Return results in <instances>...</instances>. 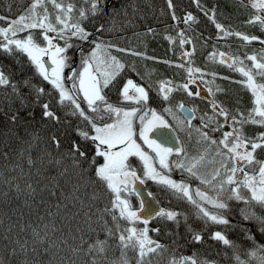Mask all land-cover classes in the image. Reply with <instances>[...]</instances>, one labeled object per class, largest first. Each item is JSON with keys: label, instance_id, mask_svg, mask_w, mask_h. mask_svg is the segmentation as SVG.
Wrapping results in <instances>:
<instances>
[{"label": "snow or ice", "instance_id": "obj_1", "mask_svg": "<svg viewBox=\"0 0 264 264\" xmlns=\"http://www.w3.org/2000/svg\"><path fill=\"white\" fill-rule=\"evenodd\" d=\"M195 3L220 35L235 36L248 44L259 40L264 45L259 37L234 31L231 25L221 23L215 7L205 8L199 0ZM240 4L255 10L245 23H258L264 31V0H250V5L240 0ZM166 5L172 20L188 25L183 30L177 27L178 39L174 43L181 46L190 43L185 33L189 29L194 31L193 26L200 24L198 16L191 12L177 16L178 5L173 0H166ZM121 11L113 7L109 12L106 0H81L80 7L71 0H29L14 18L0 15V53L12 57L20 72H31L23 80L13 82L0 69V86L11 88L6 96L13 95L20 103V108L10 115L5 113L6 124L27 122L33 116L32 105H37L43 118L60 125V116L50 107L54 105L65 117L75 118V125L68 120L65 123L73 128L80 141L71 140L70 147L61 151V139L52 133L47 144L59 158L47 150L43 157H38L41 163L47 158L49 164L58 166L59 177L65 181L75 180L71 194L61 188L58 178L45 177L48 182L43 187L40 179L35 180L36 186L25 180L22 188L18 176L10 178L6 174L17 171L23 174L26 163L29 176L33 167L37 176L40 175L37 159L32 156L33 147H38V136L21 141L25 147L17 152L14 163L9 152L2 153L6 163L4 172H0V184L4 186L0 189V264H45L36 258L41 250L52 257L47 264H130L129 251L135 254L136 264H153V257L163 255L169 246L151 238L148 225L152 221L156 225L151 231L157 235L163 232L171 238L173 251L168 264H219L218 260L199 258L195 250L190 255H177L178 249L187 244L204 246L209 240L222 245L216 255H223L232 264H264V132L249 137L244 131L246 125L264 128V47L258 54L243 53L244 59L219 54L220 63H227L242 78L235 82L250 93L252 106L247 114L239 108L230 110L213 99L212 114L201 116L195 127L194 108L189 109L183 103L175 106L178 111L171 106L164 108L163 112L171 117L170 123L165 115L149 106L151 86L128 78V71L138 76L140 73L117 55H142L115 42V18ZM7 12L12 13L11 4ZM127 23L131 24V20ZM89 26L94 30H89ZM194 51L193 48L192 52H183L182 56L190 57ZM215 56L213 53L212 59ZM185 71L187 80L178 89L189 97H200L201 93L192 91L190 85L197 84L196 73H200L201 82L206 73L194 67ZM34 79L39 83H33ZM168 84L171 81L161 82L158 92L163 93L164 101H169L172 91L166 87ZM21 86L27 93L21 92ZM113 89L117 91L116 103L108 99ZM207 91L215 95L211 87ZM216 91L221 89L217 87ZM178 132L184 133L189 141L195 133L199 146L195 154L180 142ZM61 135L65 133L61 131ZM9 137L20 139L18 131L9 128L5 133V148L10 147ZM175 172H179V179L173 178ZM149 181L158 185L162 194L190 205L191 215L201 222V228L192 227L187 212L161 207L153 192L149 191L145 197L141 186ZM88 187L93 192L88 211L83 215L87 218L88 232L97 237L95 240L85 239L88 233L79 226L75 231L62 233L54 221L45 222L58 216L61 208L71 211L64 201L73 202V206L84 205L76 193ZM45 192L57 200L40 215V206L49 204ZM133 195L139 202L135 208L129 199ZM104 196L108 203L99 207ZM24 209L28 210L27 216L36 215V222L26 219ZM78 215L79 211L72 213L71 219ZM168 222H172L173 229L168 228ZM92 223L101 226L105 239H99ZM181 223L186 229L183 244L179 233ZM228 232L236 234L242 242L229 239ZM109 239L118 241L119 262L107 259ZM60 252L64 255L60 256Z\"/></svg>", "mask_w": 264, "mask_h": 264}, {"label": "trees", "instance_id": "obj_2", "mask_svg": "<svg viewBox=\"0 0 264 264\" xmlns=\"http://www.w3.org/2000/svg\"><path fill=\"white\" fill-rule=\"evenodd\" d=\"M108 11L111 12L113 7L122 9L121 14L115 18V28L116 32L114 33L115 42L119 43L121 47H126L127 42L131 38H135L136 46L135 50L142 53L139 58L151 57L152 59H145L146 62L142 63L139 60H136L128 55V58H125V63L128 65H134L136 70L140 73V75H136L135 72L128 71V78L139 80L143 85H150L151 88L157 93V95H161L159 92V88L161 86V82L163 81H171V86H173L172 94L169 96V101H164L163 96H161V102L163 105L170 104L176 109V105L181 103L183 100L189 103L196 111H199L200 106H203L200 102L201 100L193 97L187 96L184 99L183 91L178 89V86L181 85L182 79L177 76L174 72V63L176 61L181 60L178 55L181 52L182 47L179 45L177 41L178 32L176 31L177 27L181 30L187 29L188 25H180L177 21H174L170 17L171 10L167 8L166 0H106ZM29 0H0V15H10L12 18L21 11L23 8L27 6ZM173 3L178 5L176 8L177 16L182 14H187V12H191L194 16H198L200 20V24L196 27L197 29H189L186 34H188L191 38L196 40L200 47L201 52L194 53L192 55V60L197 65L201 66V68L205 69L206 75L203 76V82L205 84H210L211 80H214L215 83L212 84L214 88L223 87V89L227 90L226 95L217 94L219 97L224 95L225 99L230 103V110H234L239 108L241 111H244L247 114V111L250 110L251 102L250 99H246L245 94L238 89H235L234 86H237L235 83H231L230 81L241 80L242 78L239 76V73L235 72L232 69H229L227 65L221 64L215 56V59H212V54L215 53L216 50L221 49L220 51H230L234 56H239L240 59H244L243 53L247 55L258 54L260 49L264 47L261 45L259 40L252 41L251 44L247 42L241 41L238 37L235 36H225L224 39L220 40L217 37V32H215V27L212 25L206 17L203 16V13L199 8L196 7L195 0H173ZM199 3L203 5L205 8H216L217 11V19L224 23L225 25H231V28L234 31H239L248 35H255L260 38V40H264V31L261 30V26L257 23L254 25H249L245 23L252 13L255 11L251 9V7H243L240 4V0H199ZM245 3V2H244ZM12 6V13L9 14L7 12L8 5ZM247 4V3H245ZM127 13V16L124 13ZM127 20H131V24L127 23ZM2 23V22H0ZM122 29V31H121ZM152 29L153 31H149ZM89 30H94L89 26ZM173 34L175 38H172ZM122 37V38H121ZM259 58V56H258ZM167 61V63H165ZM246 64L250 62L245 61ZM189 65V62H184V65ZM0 69H3L6 75H9L10 79L13 82H18L23 80L26 76H30V71L20 72L19 65L15 62V60L10 57L3 55L0 53ZM215 73V76L212 74ZM123 75V74H122ZM212 75V76H211ZM212 77V79H209ZM224 77H228V79H224ZM33 83H39L38 80H33ZM47 87V85H44ZM27 89L21 86V92L27 93ZM6 93H11V88H5L4 86H0V172H4V161L2 153L7 151L9 152V159L12 163L16 161L17 152L25 147L21 141L31 140L33 136H38L40 139L36 143L38 147L34 146L32 151L33 159H37V166L40 168L41 173L37 176V169L33 167L31 169V176L28 175L29 168L26 163H24V173L21 174L19 171L16 173L8 172L6 173L11 176H18L19 182L21 183V187H24V181L32 182L35 185V180L40 179L43 183L40 187L44 186V183L48 181L45 180V177L48 179L58 178L60 181L61 188H63L66 194H71L72 192V184L75 183V180L71 182L65 181L62 177H59V172L61 169L54 164H49L47 158L43 160L41 163L38 157L44 156V151H50L54 158H59L56 154L54 148L48 147V139L52 133H56V135L61 139V151L66 150L70 147V141L76 140L78 143L79 137L73 131V128L65 123V120L71 121V125H75L77 121L72 117H65L63 111L55 108L54 105L53 110L56 111V114L60 116L61 123L60 125H56L53 122L42 117V110L37 105H32L33 107V116L29 117L27 122L20 121L19 125H12L11 123H7V116L5 113L9 115L20 108L19 100L16 99L13 95H7ZM154 94V93H153ZM157 96L150 95L151 101L153 99H157ZM117 91L114 93H108V99H116ZM199 103V104H198ZM242 105V106H241ZM178 111V109H176ZM199 117L196 118L194 123L198 122ZM253 127V128H252ZM9 128H13L18 131L19 140L15 137H9V145L10 147H4L5 133L8 132ZM250 135L258 136L259 133L264 132V128L260 126H251L249 125ZM61 131L65 133V135H61ZM259 152V151H258ZM4 186L0 184V189ZM156 190V189H155ZM153 190L156 192L157 199L162 204L163 208L179 210L181 212H187L189 214V223L192 225L194 229L199 230L201 228V223H197L193 221L192 217L189 213V208L186 202L178 201L172 198L169 195L162 194L159 190ZM93 188H81V190L76 193L85 203L84 205L75 204L73 206V202L64 201V203L69 204L70 212H65L63 208H61L60 214L58 216L54 215L49 217V220L54 221L56 227L61 229L62 233H69L70 231H75L77 226L84 229L88 235L85 236V239L95 240L97 237L94 234L88 232V224L85 223L87 219L83 213L88 211L87 205L91 203ZM59 196V192L57 193ZM44 198L48 200V205L40 206V215L44 214V209L50 205H54L56 203V197L48 196L47 192L44 193ZM62 199V198H61ZM39 200V197H37ZM171 200V203L169 201ZM23 202V197L21 198L20 203ZM108 203L107 196H104L102 202L99 203V207H103ZM26 213V219H31L33 222H36V215L27 216V209H24ZM51 211L53 213L56 212V209L52 207ZM80 212V215L76 216L73 220L71 219V214L75 212ZM96 220V217H93V221ZM123 223V222H122ZM156 225V221H152L148 227L150 229L149 235L152 239L158 241L163 245H168L169 249L161 256L153 257V264H168L169 257L173 251V246L171 244V238L161 232L157 235L155 232L151 231L152 227ZM139 226V225H137ZM51 227V225H50ZM92 228L96 229V232L99 233V239H105V235L101 226L97 223H92ZM168 228L171 230L174 228L172 222H168ZM61 232H58L57 235H61ZM179 233L181 236L180 243H184V237L186 236V229L183 223H181L179 228ZM239 237H236L234 240H238ZM242 242V241H241ZM210 240L207 245L201 246L199 244L193 247L191 244H187L185 247H181L177 251V255H190L194 250L198 252L199 258H208L210 260H218L219 264H232L230 259H225L223 255L217 256L216 253L222 250L220 245H215L212 243V247H209ZM118 241L116 239L108 240V249H107V259L108 261H116L119 262L121 257V250L117 247ZM247 247V245H245ZM211 253V255H209ZM60 256H63L64 253L60 252ZM128 259L130 264H136L135 254L132 252H128ZM231 253L229 252V256ZM38 260H43L45 264H47L49 259H52L50 254H44L41 250V254L36 257Z\"/></svg>", "mask_w": 264, "mask_h": 264}, {"label": "flooded vegetation", "instance_id": "obj_3", "mask_svg": "<svg viewBox=\"0 0 264 264\" xmlns=\"http://www.w3.org/2000/svg\"><path fill=\"white\" fill-rule=\"evenodd\" d=\"M185 50V48L183 47L182 48V51H184ZM181 56L182 55H180V58H181ZM212 76V75H211ZM240 76V75H239ZM131 78V77H130ZM196 79H200V78H198V77H195ZM132 79V78H131ZM209 79H212V77H210ZM134 80V82H136V83H139V84H142V83H140L139 82V80H136V79H133ZM201 80V79H200ZM236 81H239V80H236ZM231 83H235V84H237L238 85V87L237 86H234L235 87V89H238V90H240L241 92H243V94H245V96H246V99H250L251 100V98H250V93L245 89V87L242 85V84H240V83H236L235 81H230ZM204 85H205V87L208 89L209 87H211L212 89H213V92L215 93V95L213 96V95H211V97L213 98V99H216V101L218 102V103H223V106H225V107H227V108H229L231 105H230V103H229V101H227L226 99H225V96L224 95H226V94H228L227 93V90H225V89H223V87H220V89H221V91H219V92H217L216 91V88H214L213 86H212V84L213 83H215V81L214 80H211L210 81V84H205L204 82H202ZM191 87L193 88V90H194V92L195 91H197V88L192 84V85H190V89H191ZM192 90V89H191ZM192 90V91H193ZM116 90L115 89H113V91H112V93H114ZM154 93V94H153ZM224 94V95H222V96H218L217 94ZM161 95H157V93L153 90V88L150 90V95H155V96H157L156 98L157 99H153L152 101H151V98H150V100H149V106L150 107H152V108H155L156 109V111L157 112H162V110L166 107V106H168V107H170L171 105L170 104H164L163 105V102H161V96H163V94L162 93H160ZM183 95H184V99H186V94H185V92H183ZM193 98H197V99H199V100H201V104L204 106V108H207V110L205 111L208 115H211L212 113H211V104H210V102L211 101H205V100H202V99H200L199 97H193ZM111 102H113V103H116L117 102V98L116 99H109ZM181 103H183L184 105H188V106H190L192 109H193V106H191L189 103H185L184 102V100L181 102ZM199 104V103H198ZM249 105H251L252 106V102H249ZM242 106V105H241ZM171 107H173V106H171ZM174 108V107H173ZM174 110H176L175 108H174ZM177 111V110H176ZM208 111V112H207ZM196 114H197V117L199 116V114H200V112L199 111H196ZM251 126H255V127H257L258 125H251ZM253 128V127H252ZM244 131H245V134L247 135V136H249V137H255V136H252V135H250V131H251V129H249V125H246L245 126V129H244ZM179 135V134H178ZM182 135L184 136V134L182 133ZM180 137V142L185 146V148L186 149H188V151L189 152H191V153H193V154H195L196 152H197V150H198V145L196 144V138L193 136L192 137V139H191V141H189L188 140V138L186 137V136H184V137H182V136H179ZM257 151H259V150H257ZM130 159H135V158H130ZM173 178L174 179H179L180 178V174H179V172H175L174 174H173ZM146 187L148 188V190L149 191H151V192H153L155 195H156V192H154L153 190H159V186L158 185H155L153 182H151V181H149V182H147L146 184ZM196 185H195V183L193 184V187H195ZM155 190V191H156ZM156 197H157V195H156ZM187 206H188V208H189V213H190V216L192 217V219H193V221H196L197 223H199L200 221H198V220H196L192 215H191V211H192V209H191V206L190 205H188L187 204ZM179 211V210H178ZM201 223V222H200ZM227 235H228V237H229V239H232V240H234L236 237H238L236 234H234L233 232H228V233H226ZM238 243H240L241 242V240H240V238H238V240H236ZM212 243L213 244H215L213 241H211L210 240V245H212ZM215 245H220V244H215ZM221 247H222V245H220Z\"/></svg>", "mask_w": 264, "mask_h": 264}, {"label": "rangeland", "instance_id": "obj_4", "mask_svg": "<svg viewBox=\"0 0 264 264\" xmlns=\"http://www.w3.org/2000/svg\"><path fill=\"white\" fill-rule=\"evenodd\" d=\"M71 2H74L75 4H76V6L77 7H80L81 6V0H71ZM244 2L245 3H247V4H249L250 5V0H244ZM50 11H52V9H51V7H50V9H49ZM186 15V14H185ZM197 26H193V28L194 29H197L196 28ZM38 31V30H37ZM215 32H217V30L215 29ZM187 33V32H186ZM185 33V35L188 37V39H189V41H190V43H187V44H185V45H183V47L185 48V50L184 51H182L181 50V52H177V53H179L178 55L180 56V55H182V53L183 52H192V50H193V48L195 49V51L193 52V54L195 53H198V52H201V48L202 47H200V45L198 44V42L196 41V40H194L193 38H191L188 34H186ZM23 35V34H22ZM175 38V35L173 34V36H172V38H171V40H173ZM136 40H135V38H131V39H129L128 40V42H127V46L129 47L128 49H131V50H134V51H136L135 50V46H136V42H135ZM182 47V48H183ZM220 50L221 49H219V50H216L215 51V53H216V56H217V58H218V56H219V53H220ZM229 54H233L232 52H230V51H227ZM115 54V53H114ZM192 54V55H193ZM119 57H120V59L122 60V62H125V58H128V55L129 54H117ZM192 55L190 56V57H186L187 58V62H189V65H184V62L182 61V60H179V61H176L175 63H174V72L177 74V76L179 77V78H181L182 79V83H181V85L183 84V83H185L186 82V80H187V73H186V71H185V69L187 68V67H194V68H199V69H201V71L202 72H204L205 73V69H203V68H201V66H199V65H197L196 63H194L193 62V60H192ZM131 57H132V55H131ZM133 58L134 59H136V60H139V61H141L142 63H145L146 62V60L144 59V58H139V57H136V56H133ZM181 63H183V65H184V68H180V67H177V65H180ZM195 77H198V78H200V73H196L195 74ZM161 84V83H160ZM191 89L193 90V88L191 87ZM194 91V90H193ZM186 94V93H185ZM186 97H187V94H186ZM185 98V97H184ZM185 103H186V101H184ZM166 107H168V106H166ZM165 107V108H166ZM207 110V108H204V106H200V109H199V112H200V114H199V118L201 117V116H203V115H205V111ZM208 112V111H207ZM158 114H163V115H165V118L166 119H168L169 120V122L170 123H172V120H171V117L170 116H168L166 113H164L163 112V110H162V112H157ZM199 124V120H198V122H196V123H194V122H192V125L195 127V126H197ZM226 130H230V129H226ZM178 134H179V136H182V137H184L183 135H182V132H178ZM184 134V133H183ZM193 136L196 138V135H195V133H193ZM129 199H130V201H131V203H132V205H133V207L135 208V207H138V198H136L135 197V195H133V196H131V197H129ZM139 227V226H138Z\"/></svg>", "mask_w": 264, "mask_h": 264}, {"label": "water", "instance_id": "obj_5", "mask_svg": "<svg viewBox=\"0 0 264 264\" xmlns=\"http://www.w3.org/2000/svg\"><path fill=\"white\" fill-rule=\"evenodd\" d=\"M107 8H108V6H107ZM217 34H218V37L220 38V39H222V38H224V35H220L218 32H217ZM78 55H79V53H77L76 54V57H75V59H76V64H77V62H78ZM224 56L225 57H228V56H231V55H229V54H227V53H224ZM219 58L221 59V56H219ZM182 60L183 61H186V57H183L182 56ZM225 64H227V63H225ZM197 80V84H193V85H195L196 87H197V90L201 93V95H200V99H202V100H205V101H212L213 100V98L211 97V95L208 93V91H207V88L198 80V79H196ZM166 87H168V88H171L170 86H166ZM170 94V93H169ZM185 107H187V108H189V109H192L190 106H188V105H185ZM195 116H196V113H195ZM194 120V119H193ZM142 187V191H143V195L145 196V197H147V193L149 192L148 191V189H147V187H146V185H143V186H141ZM160 206H161V204H160ZM162 207V206H161Z\"/></svg>", "mask_w": 264, "mask_h": 264}]
</instances>
